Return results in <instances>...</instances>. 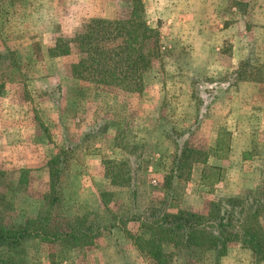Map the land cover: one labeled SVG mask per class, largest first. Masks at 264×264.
<instances>
[{"label": "rangeland", "instance_id": "374dc122", "mask_svg": "<svg viewBox=\"0 0 264 264\" xmlns=\"http://www.w3.org/2000/svg\"><path fill=\"white\" fill-rule=\"evenodd\" d=\"M143 4L147 24L159 33L160 57L144 73L140 91L127 92L86 76L77 78L72 65L101 49L100 37L91 30L100 26L102 18L124 15L129 0H0V55L4 56L0 72L9 73L0 101L28 102L26 106L45 124L46 134L59 144L56 153L68 149L62 172V195L65 191L68 204H62L55 225L68 228L88 216L103 228V237L93 247L75 250L26 239L24 264H153L133 246L138 247L143 238L138 223H124L165 196V177L175 152L171 133H180L179 139L187 140L202 156L211 151L217 135H223L235 151L224 161L209 156L206 164L193 167L190 182L179 184L183 208L206 212L221 198L258 196L264 191V64L258 59L254 64L241 61L229 74L235 66L226 56L234 44L226 35L225 40L215 35V30L230 28L245 15L251 21L263 16L257 7H264V0H143ZM206 25L211 27L205 32ZM231 31L236 36L237 30ZM110 45L104 42L106 49ZM255 45V50L248 46L235 51L260 54L264 46ZM223 66L230 71L223 72ZM238 79H245L241 85L254 87L236 92L230 83ZM240 151L251 152L252 158L245 162L249 172L239 167ZM88 158L100 160L92 174L101 180H114L121 173L128 182L114 186L112 194L102 193L110 206L84 212L75 201L72 204V177L87 167ZM221 162L225 165L221 174L209 171V166ZM84 173L77 177L82 180ZM12 174L3 172L0 193L10 203L6 223L22 225L41 206L25 196H40L52 186L53 166L41 175L42 180L25 171L31 182L25 190L12 187ZM204 174L220 176V181L209 186L211 180L204 178L202 184ZM110 225L125 232L113 233ZM168 251L163 264H264L236 240L229 242L227 254L217 263L213 253Z\"/></svg>", "mask_w": 264, "mask_h": 264}, {"label": "trees", "instance_id": "16d2710c", "mask_svg": "<svg viewBox=\"0 0 264 264\" xmlns=\"http://www.w3.org/2000/svg\"><path fill=\"white\" fill-rule=\"evenodd\" d=\"M128 6L124 15L113 19L102 18L98 21L100 26L91 30L96 38L100 37L103 45L94 55L81 58L72 65L75 77L86 76V79L96 84L119 87L127 92L140 91L144 73L152 67L154 59L160 57L159 33L147 24L143 0H129ZM104 42L111 44L108 49L104 47ZM1 62H4L2 55L0 65ZM8 75L7 72H0V93ZM180 137L178 132L170 134L175 152L165 177V196L143 215L131 218L139 223L143 236L138 241V249L146 253L153 264L166 262L170 252L168 248L213 253L217 263L226 255L229 242L236 240L242 247L249 249L257 260L264 261V191L258 196L242 194L221 198L206 212L183 208L184 192L179 187L180 182H190L193 167L198 163L206 164L209 156L226 158L228 143L218 137L211 151L202 156ZM243 155L246 159L247 153ZM67 156L63 151L50 161L53 166L52 186H48L38 197L41 206L37 215L24 224L6 223V211L10 203L6 195L0 193V264H24L21 254L26 239L58 243L73 250L92 246L103 235V228L96 218L90 219L88 216L80 217L75 225L68 228L55 225L56 217L61 214L62 172ZM212 170L221 174V168L217 166H209V171ZM1 176L0 172V185L4 182ZM212 176L201 175L202 184H205L206 179L211 180L209 186L217 184L220 176ZM24 179L21 173L18 181L20 189L25 183ZM111 181L125 186L128 179L120 173Z\"/></svg>", "mask_w": 264, "mask_h": 264}, {"label": "crops", "instance_id": "0c3cea01", "mask_svg": "<svg viewBox=\"0 0 264 264\" xmlns=\"http://www.w3.org/2000/svg\"><path fill=\"white\" fill-rule=\"evenodd\" d=\"M257 10L259 12H264V7H257ZM259 16L255 20L252 19L253 21H251L247 19L245 15L243 16L242 20L232 23L230 25V28H226L220 31L215 30V35L219 34L220 37L222 36V40H225L223 38L226 35L225 38L226 39L230 38L229 39L230 42L234 44L233 51L231 52L229 56H226V61L232 64L233 67L235 66L234 68L235 71H232L229 74H232L233 72L237 71L238 65L241 61L249 60L252 64H254L252 61H255L258 59L259 61H261L262 64H264V50L263 49H261L262 52L260 54L251 53V55H249V51L247 50H244L245 52L235 51L238 48H241L243 50V48L245 47V49H247L246 47L248 46H249L248 48H253V45L255 44H256L255 48L257 46H260V47L264 46V15L263 16L259 15ZM209 27L211 26L206 25L205 32L209 30ZM231 28L232 29L234 28L237 30L236 36L234 37L232 35ZM210 31H212V29ZM211 41H212V38H209L208 42H211ZM253 50L255 49L253 48ZM222 68H223V72L230 71V69L228 70L227 67L225 66H223ZM241 80H245V79H241ZM241 80L236 81L233 84L230 83L234 87V91L237 92V90L241 87L243 88L254 87L253 85H250V86L241 85ZM242 82H247V81H242ZM27 103L22 100L21 101L20 100L8 101V102L6 100L0 101V172L3 174V172L5 173V171H11V172L13 171L12 175L13 176L15 175V176L14 178L11 179V181L13 180L12 187L14 186L15 190L20 189L18 187L20 185V184L18 185V181L20 179L21 173H23V176H24L25 171L27 172L29 171L30 173L35 174L34 176L35 178L39 177L38 179L42 180L41 175L43 173L44 174L48 173V171L50 170V167L52 166L50 164V161L55 156L59 155L63 151L67 153V150H68L67 148H65L66 150H62L59 154L56 153V149H57L56 145H59V144L52 142L53 139L52 137H50V135H48V131H47V134L45 132V129H46L45 124L39 122L38 118L36 117V115H34L30 107L28 108L26 106ZM224 124H225L224 121H222L221 125H224ZM64 133H63L64 135H67L66 131H64ZM67 133H68V130H67ZM87 134L88 133H86V135ZM86 135H84V137ZM218 137L224 138L223 135L222 136L217 135L216 139H218ZM67 139L69 138L67 137ZM233 150H234L233 145L231 147V145H229L228 143L227 157L224 159H219L217 157H214V158L218 162L224 161L228 159L232 154H235V151ZM92 152L95 153L98 151L94 150ZM244 153H247L246 159H244V155H243ZM239 155H240V159H239L240 169L242 168L243 171L249 172L251 170V167L250 166L245 167V162L250 160V158H252L251 152L250 151H244V152L240 151ZM210 157H213V156H210ZM95 162L99 163L100 160L95 159V158H92L91 160L89 158L87 159L85 163L87 167L86 168L82 167L81 169V171L85 172L83 174L82 180H80V178L77 177V174L79 173L80 175H82L80 169H78V172L76 173V175L74 174L72 177V180H73L72 195L75 196L72 204H74V201H75L78 209L80 210L83 209L82 211L84 212L97 211L98 209L105 207V205L110 206L111 202L104 201L102 198V193L107 192L109 194H112V192L116 191V189H113L114 186L123 187V185L113 184L112 181L109 179H108V182H106L107 181L106 179L101 180L97 175L92 174V172L97 171L96 168L99 166V165L95 166L96 164ZM213 166L222 168V170L225 168L224 167L225 165L222 162H221V165L218 164V165H213ZM24 178H25L24 179L25 183L22 186V189L25 190V186L27 185V183L31 184V182H28L25 176ZM3 181L5 182V180ZM29 181H31V179ZM88 196L89 197L92 196L93 197L92 200H90V198L88 199ZM38 197L39 196H36V197L27 196V195L25 196V198H30L36 203L40 202ZM66 197H67V194L64 191V194L62 195V204L65 206L68 204V201L64 200L66 199ZM21 200H25V199L22 198ZM90 203H92L91 207H89ZM137 215H139V213ZM35 216L31 218H34ZM132 217H129L128 219H126L127 221L124 224L136 222V221L131 220ZM109 228H110V231L113 233L116 232L115 229H120V232H123V231L125 232L124 228H120L119 226H116V225H110ZM101 237H103V235ZM98 239H96L94 245L96 244ZM94 245L89 246V247H93ZM133 246L135 247L136 252L140 255L141 251L138 249V247H136L135 244H133Z\"/></svg>", "mask_w": 264, "mask_h": 264}]
</instances>
